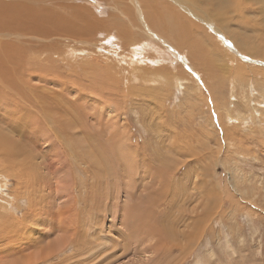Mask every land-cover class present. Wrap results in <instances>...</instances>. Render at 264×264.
I'll use <instances>...</instances> for the list:
<instances>
[{
    "label": "rangeland",
    "instance_id": "rangeland-1",
    "mask_svg": "<svg viewBox=\"0 0 264 264\" xmlns=\"http://www.w3.org/2000/svg\"><path fill=\"white\" fill-rule=\"evenodd\" d=\"M56 1L41 0V16L32 12L33 18L54 21V35L0 32V69L8 71L0 72V264H33L28 260L38 248L19 247L25 238H35L24 230L37 219L33 201L42 213L51 201L56 207L76 205L79 212L89 206L88 221L103 240L106 234L110 238L108 225L121 227L116 216L129 205L144 206L149 196L156 211L151 227L161 237L148 242L162 241L155 247L168 251L161 234L165 223L177 235L190 230L187 239L181 236L182 243L177 240L176 247L163 251L165 259L151 247L142 253L147 242L133 239L128 251H118L105 264H264V27L255 29L264 25V0H226L224 7L209 10L206 0H196L198 7L194 0H181L196 18L178 1L156 0L205 31L207 44L197 40L200 44L189 47L174 45L153 29L148 16L141 15L147 7L140 14L136 0H69V8ZM122 8L130 14L124 17ZM75 12L82 25L101 21L114 22L113 27L106 23L110 32L99 29L92 36L84 29L67 33L77 26H66ZM124 25L131 36L118 35ZM190 48L199 56H192ZM16 102L22 107L13 116ZM92 200L108 207L103 221L101 211H92ZM27 212L31 218L23 220ZM50 216L57 229L58 212ZM196 217L200 223L193 231ZM101 242L90 241L89 251L110 246ZM181 247L178 253L175 248ZM84 255L71 246L35 264H73Z\"/></svg>",
    "mask_w": 264,
    "mask_h": 264
},
{
    "label": "bare ground",
    "instance_id": "bare-ground-1",
    "mask_svg": "<svg viewBox=\"0 0 264 264\" xmlns=\"http://www.w3.org/2000/svg\"><path fill=\"white\" fill-rule=\"evenodd\" d=\"M41 0H0V32H4V35L7 36L9 33H10V30L12 29V33L14 31L16 32H19V33H24V32H29L28 35L31 33V32H35V31H38L37 33H41L43 34L44 37H47V36H51L54 32H56L58 30L57 26L54 24V21L51 19V18H46L44 16L39 17V16H36L33 18V14L32 12L35 14V15H39L41 16V13H44L43 11V7L42 5L39 4ZM121 1V0H120ZM138 1V0H136ZM134 2V5L135 6V9H137V6L140 5V8L138 9L139 13L140 11L143 9L142 6H146L147 8L145 9L144 7V10H145V13L142 12V16L143 18H145L146 16H148V18L150 19V23H151V26L153 29H156L159 34L163 33L164 35H166V40L170 41L172 44L174 45H178V46H188L189 45H193V44H200L197 40H200L201 43H204V44H207L208 42V36L205 34V31L202 30V29H199L200 28V24L197 25L195 23L192 22L191 18L189 19L186 15H183L181 13L178 12V9H176L175 7L171 8L170 6L166 5V3H162V4H158L156 2V0H139L138 2ZM174 1H178L179 3V6L180 8L184 7V10H188V12L191 13L190 16H193L196 18V16L194 15V13L192 12V10H189L188 8L185 7V4L184 3H181V0H174ZM186 1V0H185ZM231 1H235V0H231ZM237 1V0H236ZM27 2H30L31 4L27 3ZM62 4H64V7L65 8H69L72 6L71 2L69 0H62ZM184 2V1H183ZM188 2V1H187ZM228 1L226 0H206L205 1V8L207 10H209V8L211 9H218L219 7H224L226 4H227ZM55 3H59V0H57ZM101 3V2H100ZM139 3V4H138ZM193 4H195L197 7L199 5V3L194 0L193 2H191ZM198 4V5H197ZM119 5V4H118ZM231 5V4H230ZM75 6V5H74ZM157 6L160 7V9L158 8L157 9ZM232 6V5H231ZM230 6V7H231ZM163 7V8H162ZM209 7V8H208ZM214 7V8H213ZM234 7V6H233ZM39 8H41V11H39ZM121 8V7H120ZM119 8V9H120ZM51 9V8H50ZM125 9H127L125 7ZM125 9H121L122 12H123V16L125 17L126 14H130V11L128 10H125ZM210 9V10H211ZM54 10V9H53ZM128 11V13H127ZM137 11V10H136ZM21 12V13H20ZM120 12V11H119ZM12 13H16L17 15H12ZM118 13V12H117ZM186 13V12H185ZM209 13H212V12H209ZM215 13V11H214ZM22 14H26V15H22ZM88 14V12H87ZM113 14V13H112ZM134 14V13H133ZM19 15V16H18ZM44 15V14H42ZM86 15V14H85ZM90 15V14H89ZM120 15V14H118ZM137 15V14H136ZM188 15V13H187ZM29 17L30 18L28 20H26V17ZM129 16V15H128ZM134 16V15H133ZM24 17V18H23ZM27 17V18H28ZM38 17V18H37ZM113 17V16H112ZM131 17V16H130ZM87 18V16H86ZM108 18V17H107ZM22 25L19 26L17 25L16 23H18L19 20H22ZM43 19V20H42ZM70 19V18H69ZM88 19V18H87ZM97 21H100V18H97ZM105 19V18H104ZM121 20V18H117L116 16V19L114 20L115 22L117 23H120L116 20ZM130 20H135V17L134 18H129ZM140 18H138L137 20L139 21ZM81 20V18H80ZM197 20V19H196ZM263 20V17L261 19H258L257 21H262ZM46 21L48 24H44ZM20 22V21H19ZM70 22L72 23H75L77 26H75L73 24V26L71 27V24ZM87 22V21H85ZM85 22L82 21V23H84V25L80 24V21H79V18L77 17V12H75L74 14V17L68 21V23L66 24V26H68L69 28L71 27V29L67 30L66 32L67 33H72V34H76L77 35V31H80L81 29H84V30H81V32L84 33V35L88 34L89 35L91 34L92 36V32L93 31H96V30H99L100 32L102 30H109V29H112L113 27V24L114 22H108L109 24H112V27L111 26H108V27H103L105 25H107L105 23V25H102L100 22L99 23H88V24H85ZM145 22V20H144ZM201 22V21H200ZM21 23V22H20ZM247 23V22H246ZM245 23V24H246ZM259 25H261V23L257 22ZM70 24V25H68ZM92 24V26H91ZM144 25V24H143ZM248 26H250V23H247ZM41 26V27H40ZM114 26H117L116 23ZM253 26V24H252ZM38 27V28H37ZM40 27V28H39ZM245 27V26H244ZM247 27V26H246ZM254 27V26H253ZM264 27V25H262V27L256 25V28L258 31H262V28ZM65 28V27H64ZM119 28V27H117ZM251 28V27H250ZM116 29V27L114 28ZM140 29V28H139ZM159 29H162V31H159ZM253 29V28H252ZM117 33L119 35V32H121V34H124L125 36H131L130 34V30L129 28L126 27V25L124 26H120L119 29H117ZM150 31V30H149ZM153 31V30H152ZM88 32V33H86ZM98 32V31H97ZM110 32V30H109ZM256 32V31H255ZM66 33V34H67ZM82 33V35H83ZM86 33V34H85ZM93 33H96V32H93ZM153 33H156V32H153ZM120 34V36L118 37H122ZM257 34V32L255 33ZM26 35V34H25ZM35 35L37 36V34L35 33ZM54 35V34H53ZM88 35V36H89ZM96 35V34H95ZM98 35V34H97ZM101 35V34H100ZM29 36H32L29 35ZM39 36V35H38ZM42 36V35H41ZM39 36V37H41ZM155 35L152 34L150 35V37H154ZM161 36V35H160ZM38 37V38H39ZM145 37V35H144ZM162 37V36H161ZM1 38V37H0ZM123 40L125 37H122ZM163 38V37H162ZM247 38V37H246ZM254 38V37H253ZM20 39V38H19ZM29 39V38H28ZM104 39V38H103ZM165 39V38H164ZM249 39V38H248ZM251 39V38H250ZM122 40V41H123ZM129 40V39H127ZM165 40V41H166ZM27 41V40H26ZM9 42H12V41H9ZM123 42H126V40H124ZM122 44H126V43H123ZM143 42V41H142ZM3 43H8L7 41L3 42ZM14 43H15V40H14ZM0 44H1V41H0ZM109 44V43H107ZM113 44V43H111ZM143 44V43H141ZM32 45V44H31ZM166 45V44H164ZM123 46V45H122ZM124 46H127V45H124ZM147 46V45H146ZM151 46V44H150ZM173 46V45H172ZM239 46V44H238ZM192 47V46H191ZM261 48V46H259ZM155 48H158L155 46ZM149 49V48H148ZM159 49V48H158ZM182 49V47H181ZM135 50V49H134ZM153 50V49H151ZM156 50V49H155ZM178 50V49H177ZM203 50V49H201ZM72 51V50H71ZM70 51V53H71ZM133 51V50H132ZM183 51V50H182ZM187 51V49H186ZM191 52V55L192 56H196L198 55L197 53L199 52L197 49L195 48H190L189 50ZM205 51V50H204ZM255 53L259 54V55H262L263 56V52L260 50V49H256V50H253ZM8 51H6L7 53ZM124 52V51H123ZM128 52V51H127ZM134 52V51H133ZM132 52V53H133ZM147 52V51H146ZM145 52V53H146ZM180 52V51H179ZM194 52V53H192ZM201 52V51H200ZM211 51H209L210 53ZM137 53V52H136ZM136 53H133V54H136ZM153 53V51H152ZM165 53V52H164ZM167 53V52H166ZM202 53V56H203V52ZM10 53H8L9 55ZM72 54V53H71ZM151 54V53H150ZM159 54V53H158ZM200 54V53H199ZM128 55V54H127ZM139 55V53H138ZM154 55V54H153ZM253 55V54H252ZM199 56V55H198ZM2 57V56H1ZM9 57V56H8ZM124 57V56H123ZM145 57V56H144ZM264 57V56H263ZM136 58V56H135ZM232 59V58H231ZM154 60H156L154 58ZM158 60V59H157ZM140 61V60H139ZM198 61V60H197ZM204 61V60H203ZM14 62V60L12 61ZM138 62V61H137ZM194 64V63H193ZM2 65V64H0ZM195 65V64H194ZM43 66V65H42ZM2 68V67H1ZM3 68H5L6 70V67H4L3 65ZM3 69H0V72L2 71ZM9 70V68H8ZM4 71V70H3ZM46 71V69H45ZM4 72H8V71H4ZM9 72L13 73V70H9ZM50 72V71H49ZM15 75H16V72L14 71ZM13 73V74H14ZM5 74V73H3ZM6 74H9V73H6ZM11 75L15 77V75ZM1 75V74H0ZM6 76V75H5ZM7 77V76H6ZM11 77L9 78V81L12 82L13 81V78L11 79ZM3 78V77H1ZM4 80V79H3ZM7 79H5L6 81ZM1 82V81H0ZM8 82V83H10ZM59 82V81H58ZM7 81H6V84H8ZM61 83V82H60ZM4 84V83H3ZM3 85V87H7V85ZM19 85V84H18ZM62 85V84H61ZM1 86L0 85V89H1ZM13 86V85H12ZM9 87V86H8ZM2 89H5V88H2ZM11 89V88H10ZM6 90V89H5ZM4 91V90H3ZM1 93V92H0ZM4 94V93H3ZM5 97V96H4ZM2 103V102H1ZM4 105V104H3ZM10 106L9 107H14L13 105L9 104ZM14 105H17L18 107L16 109H12L14 110V115L13 116H18L17 112L19 111L18 108L19 107H22V105L19 104V102H16L14 103ZM4 107V106H3ZM7 107V106H6ZM43 107V105H42ZM21 109V108H20ZM15 110H18L17 112ZM21 111V110H20ZM19 111V112H20ZM12 112V111H11ZM47 112V111H46ZM16 114V115H15ZM45 115H47L46 113H44ZM24 117V116H23ZM28 117V116H27ZM26 121V120H25ZM0 122H2V119L0 120ZM5 122V121H3ZM11 122V121H9ZM14 122V121H13ZM2 124V123H1ZM0 124V126H1ZM6 125V124H5ZM4 126V125H3ZM9 127V126H8ZM38 135V134H37ZM58 141V140H57ZM76 143V142H75ZM54 147V146H53ZM58 148V147H57ZM19 152H22L21 148L19 149ZM70 152V151H69ZM21 154V153H19ZM68 155V154H67ZM43 157V156H42ZM58 161V160H57ZM56 161V162H57ZM32 163V162H31ZM45 164V163H44ZM58 166V165H57ZM49 170V169H48ZM45 172V171H44ZM175 172V171H174ZM50 175V174H49ZM35 176V175H34ZM40 176V175H39ZM195 176V175H194ZM28 179V178H27ZM42 179V178H41ZM36 180V178H35ZM39 181V180H38ZM174 182V181H173ZM31 183L35 184L34 180L33 182L31 181ZM32 190V189H31ZM127 190V189H126ZM128 191V190H127ZM199 191V190H198ZM125 192V191H124ZM191 192V191H189ZM176 194V192H175ZM41 195V194H40ZM101 197H104L103 194L100 195ZM156 197V196H155ZM164 197V196H163ZM190 197V196H189ZM147 198V197H146ZM162 198V197H161ZM165 198V197H164ZM198 198V197H196ZM47 198H45L44 200H46ZM156 200H159V197L155 198ZM191 199V198H190ZM189 199V200H190ZM207 199V198H206ZM149 203H147V202ZM155 201V200H154ZM204 201V200H203ZM100 202V204H99ZM157 202V201H156ZM193 202V201H192ZM31 203V202H30ZM91 205H96V209L92 210L93 212L96 213V211H101L99 216V220L100 221H103V214L104 211L106 212V208L108 207H104L105 205L101 204L103 203L102 201H96V200H92L91 202ZM72 204V203H71ZM146 204H148L146 206ZM152 204H153V201H152V198L149 196L148 199L145 200V205H138L137 203L133 204V205H129V208H125L123 210V214H122V217L121 216H116L117 220L120 219V223L119 225L121 227H118L117 230L116 229H112L113 227L112 226H107V228L109 230H107L108 232L111 230L112 232L110 233V238L108 237L109 235L106 234H103L105 237L104 239L102 240L101 239V236H99V233L96 232L94 230V228H92V224L90 225V221L89 220V213L86 212L87 210L89 211L90 210V207L86 206L85 208L86 209H82V211H78L79 209L77 208L76 205H69V204H58L57 207L54 206V203L51 201L50 203L47 202V205L43 207V213L41 212L42 210L39 209L37 206L38 205V201H33L32 203V206H34V210L32 213H34L35 216H37L35 219L32 218L31 220V224H30V227H26L25 232L31 234L32 236H34L35 238H33L35 241L33 242V239H30V238H23L24 241L22 243V245H20L19 247L21 248H24V251L32 246L34 247H37V252H33V255H32V258H30L28 261H30L31 263L35 264L36 262H47L48 259L50 258H54L56 257V253H58L59 251H64V249H67L68 247H71L72 246V249L74 251V253H77L78 254H85L84 257L83 256H79L77 257V261H75L73 264H85V262L87 263L88 261L90 262V260H94L96 262H94V264H105L103 261L115 256V254L122 250V252L124 251H128V248H131L130 246L135 243L136 241L139 242L138 244H142L144 245L145 242H147V246H144V248L141 250L142 253L145 254V252H147L146 250L149 249L150 247L154 250L153 251V254H155V252H158L159 256H161L162 259H165L166 256L163 255L167 252H169L173 246L181 239H178L179 237H184L186 238L188 235H189V231L188 232H180V234L177 235L176 232L172 231V227L170 226L171 230H168L167 226H166V223L164 225L161 226V229H162V233L161 234H164L162 238L164 240V244H167L168 245L166 246L168 248V251L165 252L162 248L159 249L157 247H155L156 245L159 244V247H160V244L161 242H157L158 244L156 245H151L150 240L152 238H156L155 236H157L158 234H156V230L155 228H152L151 227V224L154 222V220L156 219L154 215L156 213L155 209H153L152 207ZM23 205V204H22ZM28 205V204H27ZM84 205H86L84 203ZM102 205V206H100ZM29 206V205H28ZM124 206V205H123ZM154 211H153V210ZM30 210V209H29ZM32 210V208H31ZM41 210V211H40ZM207 210V209H206ZM54 211H57L60 218L58 219L59 220V227L56 229V226L55 225V222L52 220V217L50 216L51 213H53ZM119 211V210H118ZM90 212V211H89ZM92 212V213H93ZM194 212V211H193ZM70 213V216H66V218L64 217L65 214H69ZM206 213V212H205ZM204 213V214H205ZM80 214H81V217H80ZM86 214V216H84ZM33 215V214H32ZM91 215V214H90ZM110 215V213H109ZM159 215V214H158ZM23 220H27V216H29V218H31V213H28L27 212V215H23ZM112 216V214L110 215ZM180 216V215H179ZM113 217V216H112ZM112 217H111V221H112ZM161 217V216H159ZM157 217V218H159ZM171 217V216H170ZM186 217V216H185ZM92 218V217H91ZM174 218V217H173ZM172 218V220H173ZM176 218V217H175ZM188 218V217H187ZM177 219V218H176ZM185 219V218H183ZM93 220V219H92ZM170 220V219H169ZM180 220V219H179ZM20 221V220H19ZM22 221V220H21ZM176 221V220H174ZM156 222V221H155ZM15 223V222H14ZM17 223V222H16ZM26 223V222H25ZM80 223V224H79ZM97 223V222H95ZM101 223V222H100ZM159 224V222H157ZM181 223V222H180ZM197 223H200V220H199V217H196L194 220H193V231H197L196 229V224ZM22 224V223H21ZM94 224V223H93ZM154 224V223H153ZM3 225V224H2ZM95 225V224H94ZM111 225V224H110ZM117 225V224H115ZM174 225H177V224H174ZM180 225V224H178ZM14 226V225H13ZM16 226V225H15ZM69 226H71L72 228L71 229H68ZM99 228H100V225L98 224L97 225ZM103 226V224H102ZM101 226V227H102ZM106 226V225H105ZM4 228V227H3ZM97 228V227H96ZM104 228V227H103ZM188 228V227H187ZM98 229V228H97ZM160 229V230H161ZM190 229V228H189ZM6 230V229H5ZM100 231H102V229L100 228L99 229ZM104 230V229H103ZM19 232V231H18ZM22 232V230H21ZM21 232H19V234H22ZM191 233V232H190ZM193 233V232H192ZM18 234V233H17ZM15 234V235H17ZM51 234H53L51 236ZM79 234H81L82 236H80ZM7 236V235H6ZM18 236V235H17ZM30 236V235H29ZM49 236H51V239H49ZM195 236V234H194ZM10 237V235H9ZM21 237V235H20ZM58 237V238H57ZM67 237H69L67 239ZM106 241H105V238H107ZM150 237H152L150 239ZM161 237V235L159 234L158 235V238ZM12 238V237H11ZM14 238V237H13ZM60 238V239H59ZM22 239V240H23ZM103 241L101 242L100 241ZM133 239H137L136 241H134ZM148 239L149 242H148ZM187 239V238H186ZM6 240V239H5ZM161 240V238H160ZM178 240V241H177ZM18 241V240H17ZM90 241L92 243H95V242H101L102 244L104 243H109V247L107 246H98L97 249H93V253L92 251L90 252L89 251V247L91 245ZM95 241V242H94ZM22 242V241H21ZM20 242V244H21ZM45 242V243H44ZM180 242V241H179ZM44 243V244H43ZM90 243V244H89ZM107 243V244H108ZM182 243V242H180ZM13 244V243H12ZM19 244V243H17ZM16 244V246H17ZM34 244V245H33ZM35 244H39L38 246H35ZM14 245V244H13ZM98 245V244H97ZM96 245V246H97ZM15 246V245H14ZM15 246V247H16ZM42 246V247H41ZM95 246V244H94ZM93 246V248H94ZM183 246V245H182ZM27 247V248H26ZM164 247V248H166ZM176 247V246H174ZM89 248V249H88ZM17 249V248H16ZM62 249V250H61ZM112 249L113 252H111V254L109 253L108 256L106 255L108 253V250ZM178 250V253H183V250L184 248H175ZM69 251V250H68ZM96 251V252H95ZM165 253H164V252ZM35 253V254H34ZM62 253V252H61ZM148 253V252H147ZM71 254V253H70ZM73 254V253H72ZM1 255V254H0ZM43 255L47 256L46 259L43 257ZM124 255V254H123ZM106 256V257H105ZM168 256H169V253H168ZM121 257V256H120ZM171 257V256H170ZM35 258V260H34ZM57 258V257H56ZM74 258V257H73ZM114 258V257H113ZM145 258V257H144ZM143 258V259H144ZM12 258H10V261H11ZM66 259V258H65ZM71 259V258H69ZM34 260V261H33ZM76 260V259H74ZM119 260V259H118ZM72 261V260H71ZM56 262V261H55ZM11 263V262H10ZM9 263V264H10ZM57 263V262H56ZM63 263V262H62ZM109 263V262H108ZM158 263V262H157ZM68 264V263H67ZM136 264V263H135ZM151 264V263H150Z\"/></svg>",
    "mask_w": 264,
    "mask_h": 264
},
{
    "label": "crops",
    "instance_id": "crops-1",
    "mask_svg": "<svg viewBox=\"0 0 264 264\" xmlns=\"http://www.w3.org/2000/svg\"><path fill=\"white\" fill-rule=\"evenodd\" d=\"M3 33V32H2ZM1 52V51H0Z\"/></svg>",
    "mask_w": 264,
    "mask_h": 264
}]
</instances>
